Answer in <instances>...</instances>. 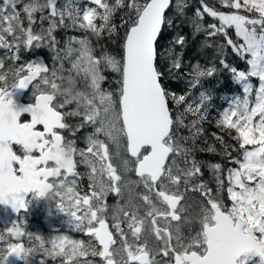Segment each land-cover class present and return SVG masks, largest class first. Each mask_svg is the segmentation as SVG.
Here are the masks:
<instances>
[{
	"label": "snow or ice",
	"instance_id": "snow-or-ice-1",
	"mask_svg": "<svg viewBox=\"0 0 264 264\" xmlns=\"http://www.w3.org/2000/svg\"><path fill=\"white\" fill-rule=\"evenodd\" d=\"M200 3L203 11L197 9L190 19L195 32H204L207 38L223 36L226 45L217 49L221 56L225 47L241 59L250 56L247 72L220 59L243 89V96L233 98L215 121L238 146L216 136L224 155L238 165L227 169L230 207L219 195L224 187L220 163L206 165L216 180L215 195L205 183H196L205 164L196 159L194 144L203 134L211 97L202 91L198 103L189 102L186 95L169 92L163 84L158 61L167 58L169 71L180 70L183 53L176 49L187 43L178 34L167 49L158 50L165 25L172 26L166 15L172 0H88L82 8L79 0L62 5L59 0H0V205L17 214L0 231V245L5 246L0 247V264H8L10 256L30 264L37 252L53 260L62 258L61 264H96L89 257H99L102 264H238V258L249 253L239 264L252 256L264 264V0H220L227 12L205 0ZM187 6L177 0L176 13L183 15ZM124 8L122 54L102 49L97 55L87 34L97 40L105 33L114 37V14ZM36 13L38 31L33 28ZM204 13L219 24L205 28ZM68 27L86 35L71 37L60 49L54 33ZM229 29L242 43L230 38ZM29 48L49 49L57 66L49 68L37 60L18 63L22 50ZM5 61H11L7 69ZM106 71L117 76L114 90L103 86ZM218 72L215 64L197 63L191 86ZM251 77L259 81L255 90ZM66 79L74 83L71 94H58ZM29 87L34 103L14 104V91ZM71 104L73 110L62 111ZM171 104L177 109L175 117ZM24 114L30 119L22 122ZM187 114L195 117L189 124L184 122ZM70 116L81 118L74 128L66 122ZM86 127L92 131L84 137V148L63 135L67 130L75 136ZM180 127H187L190 135L177 136ZM207 151L216 149L210 146ZM232 151L240 158H233ZM78 164L87 171L79 172ZM132 172L136 179L129 175ZM84 176L87 190L80 183ZM141 186L143 191H138ZM189 190L200 192L207 201L195 217L182 215ZM110 194L117 197L115 205L107 202ZM35 197L55 202L70 229L89 239L33 236L22 213ZM194 221L199 229L186 236L182 228ZM25 236L31 247L22 242Z\"/></svg>",
	"mask_w": 264,
	"mask_h": 264
},
{
	"label": "rangeland",
	"instance_id": "rangeland-1",
	"mask_svg": "<svg viewBox=\"0 0 264 264\" xmlns=\"http://www.w3.org/2000/svg\"><path fill=\"white\" fill-rule=\"evenodd\" d=\"M27 2V0H26ZM66 2V0H60V4H64ZM184 2L186 3V1L184 0ZM79 3H82L83 5L86 4V0H80ZM176 4H177V0H174V3L172 5V26L171 27H167V29L165 30V36L162 39L161 42V49L162 51H164L165 49H167L173 42L174 38L179 34H182L183 36H185L186 38V45L184 46L183 49H179L177 48L176 51H180L183 53L182 55V63H184L186 69L182 70L179 74H177L176 77H173L174 80H177L176 84H172L173 86H176L179 95L181 94H186L185 90L187 89V86L190 85V83L188 82H193V77H191V71H192V67L194 65H196L197 63H199L201 66L205 67V61L210 59V56H207V53L202 47L203 42L206 40L204 38V36H200L199 33L195 32L194 27L191 25L190 23V19L192 18L191 12L189 10H186L183 12V15H178L176 13ZM18 8H22V5H19ZM214 8V7H213ZM216 10L219 11H229L228 9H225L224 7H217L214 8ZM201 11H203L202 7L200 8ZM207 14V13H204ZM210 17V16H209ZM207 18V17H206ZM205 18V19H206ZM212 18V17H211ZM214 19V18H213ZM214 24H219V23H215ZM186 28H185V26ZM45 26H47V24H45ZM59 35L56 36V39L58 41V48L60 49H65V46L62 45H66L67 39L65 40V38L68 36L69 31L65 28H61L59 30ZM78 33H82L84 35H86V33H84L83 31H79ZM233 33H234V37L232 38L234 41H237L238 43H242L241 40H239L236 35H235V30L233 29ZM89 35L90 38H94L92 37L90 34ZM62 36H65L64 38ZM105 36V38H103ZM61 37V38H60ZM103 37L98 41L99 43V47H103V45L100 44V42H104V44L106 45V49L111 52L113 49L111 48L114 43L113 39L114 37H112L111 39L108 37V35L105 33L103 35ZM231 38V37H230ZM65 40V41H64ZM60 46V47H59ZM74 46V45H73ZM114 46V45H113ZM103 49V48H101ZM184 50H186L187 52L185 53ZM42 52H44L49 59L51 60V51L49 49H45V48H29L28 50H22V52L20 53L22 60L18 63H24V62H28V60L30 58H38L39 61H43L47 64V60L44 59V56L42 55ZM3 56V52L0 51V57ZM238 58V57H237ZM240 59V58H238ZM244 59L247 60L250 59V56H248L247 54L245 55ZM166 62H165V67H167L168 69L170 68V61L166 58ZM32 61V60H31ZM11 64V61H5V68L7 69V67ZM18 66V65H17ZM47 66L49 68L55 67L57 66L55 63L54 64H47ZM64 66L65 68H69L70 64L68 62H64ZM192 66V67H191ZM249 66L247 64L244 65V67L242 69H238V71H245L247 72ZM181 70V69H180ZM175 73H178L175 69H174ZM110 72V71H108ZM174 73V72H173ZM67 73H65L66 75ZM180 76H182V78H180ZM116 74L110 72L109 74V79L111 81H116ZM11 82V80H10ZM234 82V81H233ZM250 82L254 85V90L255 88H258L259 86V81L258 78L256 77H251L250 78ZM223 83V77H222V72H219L217 75H215L214 77L208 79V80H201L200 84H197L194 88H192L189 91V95H191V97H193L192 101L196 100V97L198 95V89H200V91H204L206 95L210 96L211 98L213 97L209 92L214 91L215 89L221 87ZM117 84L111 85L110 83H105L103 86L105 88H111L113 89L114 86H116ZM208 86H210V90H208ZM234 86V91L232 92V96H231V100L237 96L242 97L243 96V89H242V85L235 82L233 84ZM79 87L81 89L84 88V83L80 84L79 83ZM27 97L28 98H32V90L31 87H29L28 89V93H27ZM216 98V102H217V107H219L221 101L223 100V97H215ZM255 98V92H253V96L252 99L254 100ZM225 104H224V108L228 107L229 102H227V100H224ZM208 103V109L210 107H213V105H211L212 101L211 99L207 102ZM70 106V105H68ZM68 106H66V110L68 109ZM75 108V105H73L72 107H70L71 110H73ZM223 108V109H224ZM174 109H176V106L174 105ZM180 111H183V107L180 108ZM176 115H177V109H176ZM69 118V117H68ZM195 119V117H193L192 115L187 114L185 117V120L188 122L187 124H189L191 122V120ZM185 122V121H184ZM79 122L77 120L72 121L70 124L73 127L74 124H78ZM92 131V128L90 127H86V129L82 132V133H77V137L75 138L76 141V145L78 148H84L86 147V144L84 142V137L90 133ZM189 132V131H188ZM190 134V133H187ZM176 135L181 137L180 135H178V131L176 132ZM189 136V135H187ZM189 146V145H188ZM240 158V157H239ZM238 158V159H239ZM213 164V163H211ZM83 166V172L85 173L86 167L81 164ZM206 167V166H205ZM238 167V165H237ZM207 170V168H205ZM85 170V171H84ZM129 175L131 176L132 179H136L135 177V173H129ZM87 177V176H86ZM206 179H208L209 181H213L214 183H216V180L213 176V173H206ZM227 179V178H225ZM202 181H196V183H200ZM81 185L82 183H87V181L85 180V176L83 177V179L80 181ZM204 183V182H203ZM228 187V184H227ZM209 188V186H208ZM225 190V189H224ZM138 191H143L142 186L138 189ZM224 193V191H223ZM225 193L228 197V193L227 190H225ZM203 197V195H201L200 192L197 191H191L189 190L187 192L186 195V200L182 203H185L186 207H187V211L185 213H183L184 216H188L190 215V217H195L193 215L194 212H198L200 209V203H199V199ZM110 205H115L117 202V197L115 195H109L108 197V201H107ZM55 202H46L45 198L43 197H35L34 199H30V202L28 204V208L27 211H25L24 213H22V215H24V220H25V228L28 232H31L33 234V236H35L36 234L44 237V238H51L54 237L56 235H68V224H67V220L66 217L63 213L59 212L56 208H55ZM230 206H231V201H230ZM55 212V213H54ZM10 215V214H8ZM40 215V216H39ZM17 218V215H13L11 214L10 217H8L9 221H5V219L2 217L0 219V231L3 230V227L5 226L6 222H10L11 220H14ZM182 231L184 232V234L187 236L189 234V232L191 231L192 234H194L196 231L195 230H190L188 228H186L185 226L182 228ZM80 233V232H79ZM71 237V236H70ZM72 238V237H71ZM76 239V238H73ZM79 240V239H78ZM22 242L25 244L26 247H31L32 244H29L28 242V238L27 236L22 238ZM33 243L38 244V242L33 241ZM0 247H5L4 245H0ZM50 247V245H49ZM246 255H251L246 254ZM245 255V256H246ZM244 256V257H245ZM50 258V259H49ZM43 259L45 261V264H61V259L62 258H57L54 262L51 260V257H47L44 255L43 252H37L35 254V256L30 257V264H40V260ZM89 259H92L96 262V264H102V262L100 261L99 257H89ZM252 262H254V264H259V261L256 260L255 256H252V258L250 260H248V263L246 264H251ZM8 264H24V261L18 260L16 259L14 256H10L8 258Z\"/></svg>",
	"mask_w": 264,
	"mask_h": 264
},
{
	"label": "trees",
	"instance_id": "trees-1",
	"mask_svg": "<svg viewBox=\"0 0 264 264\" xmlns=\"http://www.w3.org/2000/svg\"><path fill=\"white\" fill-rule=\"evenodd\" d=\"M185 1H186V4L188 6L184 9V11L189 10L191 12V15H192V18H193L195 16L196 10L200 9L202 7V5L200 3V0H185ZM72 2L75 4L77 2V0H72ZM87 2H88V0H86V3ZM205 2L210 7H214V8L223 7L222 4L220 3V0H205ZM79 4H80L81 8L84 6L82 3H79ZM126 11H127L126 8L119 9L114 14V17H113V21L112 22L117 26V34L114 36V39H113L115 44H113L114 46L112 45V47H111L113 49L110 52L112 55L120 56L122 54L121 41H122V37L124 35V28L120 27V25L122 23V19L121 18L124 16V13ZM166 13H167L166 14L167 17L172 20L173 16H172V6L171 5H170V8L166 11ZM39 16H40V13H36L37 23L33 26L34 30H37V31L39 30V27H40ZM207 16H208L207 14H204L203 21L205 20V18ZM125 19H126V17H125ZM215 21L217 23H219L218 20L215 19ZM46 23H47V21L44 22V27H47V26H45ZM66 23H68L67 20H66ZM24 24H25V27H27L28 21H27L26 18L24 20ZM167 27L168 26L165 25V27H164V29L162 31V34H161V38L158 40V50L160 52H163L162 49H161V42H162V39L165 36V30L167 29ZM185 28H186V26H185ZM60 29L61 28L57 29V31L54 33V35L58 36ZM65 29H67L69 31V34L65 38V40L66 39L69 40L71 37L83 38L85 36L82 33H78L79 32L78 30H75V29H73L71 27H68V28H65ZM228 32L233 33V29H229ZM103 35H102V37H103ZM180 35H182V34H180ZM199 35L202 37V36L205 35V33L204 32H199ZM62 37L64 38L65 36H62ZM103 38H105V36ZM89 39L91 40L93 47L96 49V53L99 54L100 51L102 50L101 48L106 49V45L104 44L103 41L100 42V44L103 45V47H99V43H98L96 38L95 39L93 38L94 41L90 37H89ZM184 52L186 53L187 51L184 50ZM44 56H45V60L49 61V57L46 54H44ZM166 61H167L166 58H161L158 61L160 69L164 72L163 84H164V86L166 87V89L169 92H172V93H175V94L179 95L176 86L172 85V84H176L177 83V80L173 79V77H176L177 74L175 73L174 69L169 71V69L167 67H165L164 64H165ZM226 62L229 63L232 66L233 60H232V58H230V59H227ZM185 69H186V67H185L184 63H182L181 71L185 70ZM238 69H240V68H238ZM108 74H110V72ZM227 74H228V77L230 76L231 78H234L233 74L230 71H228ZM222 77H223V83H222L221 87L215 89L214 91L209 92L213 96L211 98V101H212L211 105H213V107H210L208 109L207 119L202 124L203 134L201 136H199L195 140L194 155H195L196 159L201 161V162H203L205 164V166L207 164H211V163H215V162L220 163L222 165V171L224 172V173H222V175H223V177L225 179V178H227V169L228 168L237 167V164L232 163V161L224 155V148L220 144V142L216 139V136H222L224 138L225 142L227 144H229V145L236 146V142L233 141L231 139V137L226 132H222L219 128L216 127L215 121L218 118L220 112L223 110L225 103L222 100L220 105H219V107H217V102H216V98L215 97H219L220 96V97H223V99H224V97L228 93L234 91L235 88H234V86L232 85L231 82L228 84L226 76H225V74L223 72H222ZM180 78H182V76H180ZM116 80H117V78H116ZM82 83H83V81H80V84H82ZM116 87H118V85L114 86L113 90ZM207 89L210 90L211 89L210 86H208ZM189 102H191V100H189ZM181 107H183V106H181ZM189 115H191V114H189ZM72 119H75V117H72ZM187 123L188 122L185 120V124H187ZM188 131L187 130L178 131V135H180L181 137H187V135H190V134H187V133H189ZM188 145H189V147H191V146L193 147V144H192L191 140L189 141ZM210 146L214 147L216 149V151L215 152H208L207 148L210 147ZM236 147H238V146H236ZM229 151H231V149H229ZM231 156L233 158L238 159L240 157V154H239V152L232 151L231 152ZM205 168H207V170ZM202 172L203 173L212 174L211 170L207 166L202 168ZM227 184H228V181H227V179H225L224 180V189L225 190H227ZM216 190H217V186L214 187V193L215 194H216ZM220 194H221V191H220L219 195ZM225 206L227 207V203L225 204Z\"/></svg>",
	"mask_w": 264,
	"mask_h": 264
},
{
	"label": "flooded vegetation",
	"instance_id": "flooded-vegetation-1",
	"mask_svg": "<svg viewBox=\"0 0 264 264\" xmlns=\"http://www.w3.org/2000/svg\"><path fill=\"white\" fill-rule=\"evenodd\" d=\"M217 23L216 21H215V19H213V18H211V17H209V16H207V18L202 22L203 23V25L205 26V28L207 27V25H209V24H213V23ZM229 36L231 37V38H233L234 37V33H230L229 32ZM204 38L206 39L204 42H203V44H202V47H203V49H205V50H208V51H205L206 53H207V56H210V54H211V57H210V59H208V60H206L204 63H205V67H209V66H211V64H215V66L219 69V72H223L224 74H225V76H226V79H227V82H228V84L231 82L232 84L233 83H235L236 82V80H235V78H231L230 76L228 77V74H227V72H228V70L227 69H224L223 68V66L220 64V59L221 58H223V59H225V60H227V59H230V58H232V60H233V63H232V67H235L236 69L237 68H243L244 67V65L245 64H247V62H246V60L245 59H241L239 56H237L235 53H233L232 52V50H231V48L230 47H225L224 48V51H223V55L221 56V54L217 51V49H218V47H219V45H226V41L224 40V38H223V36H219V37H215V38H207L206 37V35H204ZM92 39V38H91ZM93 40V39H92ZM94 41V40H93ZM209 45H211V46H209ZM240 58V59H238V58ZM31 59H29L28 61H30ZM184 61V60H183ZM182 61V62H183ZM248 65V64H247ZM242 66V67H241ZM192 67V66H191ZM218 72V73H219ZM218 73H216L215 75H217ZM214 75V76H215ZM213 76V77H214ZM191 77H193L192 75H191ZM210 78H212V77H210ZM210 78H201V80L203 79V80H208V79H210ZM234 81V82H233ZM28 89L29 88H27V90L24 92V94H23V96L20 98V100L22 101V102H25L26 104L27 103H34V97H32V98H28L27 97V93H28ZM13 101H14V99H13ZM63 111V110H62ZM30 119V117L27 115V114H24L22 117H21V120H22V122H24V121H28ZM74 120H79V117H75V119H72V116H70L69 118L67 117L66 118V122L71 126V122L72 121H74ZM38 127H41V126H38ZM75 127V125H73V128ZM86 128H83V129H80L78 132H76V134H75V136H73V134H72V132L71 131H67V130H65L64 132H63V135H65L68 139H72V140H75V138L77 137V133L79 134V133H82L84 130H85ZM42 130V129H41ZM182 130H189L187 127H180L179 129H178V131H182ZM190 141V140H189ZM189 141L187 142L188 144H189ZM192 147V146H191ZM15 149L19 152V148H18V146H15ZM83 166L81 165V164H78V171L79 172H83ZM87 170V169H86ZM85 171V170H84ZM85 180L87 181V183H82V186H83V188H84V190H87V185H88V183H89V181H88V179H87V177L85 176ZM205 201H206V199H205V197L203 196V197H201L200 199H199V203H200V205H205L206 206V204H205ZM224 201V200H223ZM224 203H225V201H224ZM55 206V205H54ZM199 212V211H198ZM198 212H194L193 213V215L194 216H196V214L198 213ZM55 213V212H54ZM8 214H13V215H17L16 213H13L12 212V210H11V208L10 207H6V206H3V205H0V219L3 217L4 219H5V221H9V219H8V217H10V215H8ZM183 215V214H182ZM188 216H190V215H188ZM68 227V229H69V231H68V234L72 237V238H76V239H79V240H84V241H87L89 238L87 237V236H85L83 233H79V232H75V231H72L71 229H70V225H68L67 226ZM185 227L186 228H188V229H190V230H195V231H197L198 229H199V224H198V222H193L192 224H191V226L189 227L188 225H185ZM246 254H242V256L241 257H239V259H238V264H239V260H241V259H244V256H245ZM256 257V260H258L259 261V257L258 256H255ZM50 259V258H49ZM51 260H53L52 258H51ZM55 260H53V262H54ZM246 263H248V260L246 261ZM55 264H57V263H55ZM251 264H254V262H252Z\"/></svg>",
	"mask_w": 264,
	"mask_h": 264
},
{
	"label": "clouds",
	"instance_id": "clouds-1",
	"mask_svg": "<svg viewBox=\"0 0 264 264\" xmlns=\"http://www.w3.org/2000/svg\"><path fill=\"white\" fill-rule=\"evenodd\" d=\"M74 87V83L72 80L70 79H66L63 83V87L62 88H58L56 91L58 94L63 93V94H71V91Z\"/></svg>",
	"mask_w": 264,
	"mask_h": 264
},
{
	"label": "water",
	"instance_id": "water-1",
	"mask_svg": "<svg viewBox=\"0 0 264 264\" xmlns=\"http://www.w3.org/2000/svg\"><path fill=\"white\" fill-rule=\"evenodd\" d=\"M33 60H37V61H39V59L38 58H33ZM25 89H19V90H15L14 91V93H13V97H12V99H14V104H17V105H28V104H30V103H25V102H22L20 99H19V97L22 95V93H23V91H24Z\"/></svg>",
	"mask_w": 264,
	"mask_h": 264
},
{
	"label": "bare ground",
	"instance_id": "bare-ground-1",
	"mask_svg": "<svg viewBox=\"0 0 264 264\" xmlns=\"http://www.w3.org/2000/svg\"><path fill=\"white\" fill-rule=\"evenodd\" d=\"M60 32V31H59ZM53 261V260H52Z\"/></svg>",
	"mask_w": 264,
	"mask_h": 264
}]
</instances>
